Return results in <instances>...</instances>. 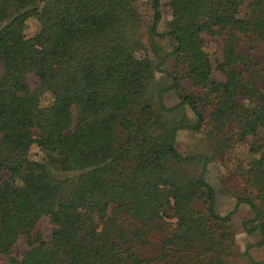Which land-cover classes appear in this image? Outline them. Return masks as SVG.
I'll list each match as a JSON object with an SVG mask.
<instances>
[{"label":"trees","instance_id":"trees-1","mask_svg":"<svg viewBox=\"0 0 264 264\" xmlns=\"http://www.w3.org/2000/svg\"><path fill=\"white\" fill-rule=\"evenodd\" d=\"M150 6L148 48L131 0H0L5 264H228L240 203L254 215L247 231L258 230L264 243V83L243 47L264 45V0H169L163 31L160 0ZM29 20L38 26L32 35ZM203 34L222 37L221 80ZM169 59L174 72L162 70L179 97L171 107L161 96L167 88L148 96ZM29 75L39 81L34 90ZM183 80L195 93L181 90ZM182 108L193 118L175 115ZM180 129L203 131L210 153L178 151ZM249 138L248 160L236 164L251 196L220 215L208 163ZM42 217L52 224L48 238L33 234ZM161 224L156 253L144 255L139 248ZM19 239L28 246L20 257L12 254Z\"/></svg>","mask_w":264,"mask_h":264},{"label":"rangeland","instance_id":"rangeland-1","mask_svg":"<svg viewBox=\"0 0 264 264\" xmlns=\"http://www.w3.org/2000/svg\"><path fill=\"white\" fill-rule=\"evenodd\" d=\"M151 0H131V3L135 10L141 15L144 27L141 28L140 36L144 44L148 47V37L146 34L147 25L151 21ZM169 0H160V10L162 13V18L159 23L158 30L163 31L165 24L170 19V10L168 7ZM38 29L37 23L34 20H29L26 28V33L32 35ZM204 41V50L208 54L212 66H213V77L217 80H221L222 77L219 75L218 71L215 69L217 60L220 59L221 49L223 45L222 37L219 35H202ZM159 44H165L164 42H158ZM250 44L243 43L244 48H249V52L256 56L258 62L254 69H252V74L255 77L261 79L264 83V45L261 44L255 50L248 46ZM149 48V47H148ZM166 49V45H165ZM149 55L157 66L159 63V58L149 50ZM164 71H173V59H169L160 66L159 70H155L153 79L150 82L149 97H155L160 90L166 89L162 93L163 103L167 107H171L179 102L178 91L171 88L172 80ZM2 73V68L0 65V74ZM28 85L31 90L38 87L39 81L34 75L28 76ZM181 90L186 93H195L189 83L183 80L181 84ZM50 100V96L45 94L42 96L43 103H47ZM183 112L189 118H193L191 111L188 108L185 110L182 108L175 111V115L182 114ZM207 136L202 132H194L189 129H180L176 134V148L183 154L188 153H210L209 148L210 143L208 142ZM261 142H264V129L259 130V137ZM254 139L249 138L247 144H234V147L224 158L220 156L214 158L207 166V179L215 187L216 190V211L220 215H224L231 211L236 203L237 197H250V190L244 183L241 177V170L237 169V164L239 166L246 164L249 154L247 152L249 143H253ZM32 158H37L36 150L33 148L30 152ZM253 212L246 203H240L232 215V223L235 229L234 234V248L232 249L231 258L228 264H256L264 263V243H261L262 236L258 230L253 232H248L247 230L255 226V221L253 220ZM245 223V225H243ZM166 225L161 224L159 227H154L148 234L149 243L139 248V251L147 256H152L156 253L158 240L164 235ZM52 231V224L47 217H42L39 219L33 229V234H40L42 238H48ZM28 246L24 239H19L13 246V255H18L19 257L23 255ZM7 262L6 256H0V264H5Z\"/></svg>","mask_w":264,"mask_h":264}]
</instances>
